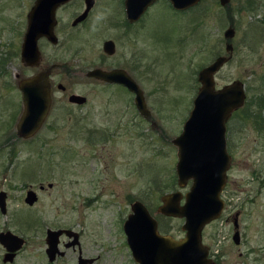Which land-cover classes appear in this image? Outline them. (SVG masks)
<instances>
[{
    "label": "rangeland",
    "instance_id": "obj_1",
    "mask_svg": "<svg viewBox=\"0 0 264 264\" xmlns=\"http://www.w3.org/2000/svg\"><path fill=\"white\" fill-rule=\"evenodd\" d=\"M34 1L0 0V189L8 192L0 231L16 233L26 243L11 262H2L0 244V264H76V249L61 245L64 255L47 262V227L80 232L82 256L92 257L91 264H137L122 228L134 200L158 218L160 233L183 236V220L159 215L156 208L164 192L184 194L190 185L177 186L172 139L181 132L200 86L197 71L226 55L230 42L231 58L214 73L216 87L237 79L244 83V103L264 98V0L224 5L199 0L176 12L156 0L128 30L121 23L122 0H94L87 20L76 27L71 21L84 5L71 0L56 9V43L39 38L40 60L27 66L19 49ZM230 26L234 34L227 40L223 33ZM106 38L115 41L110 56L101 47ZM51 62L48 114L32 137H19L15 124L23 104L18 81ZM114 66L137 82L146 117L135 108L132 92L85 76L93 67ZM70 93L84 95V103L68 102ZM231 114L232 160L221 196L226 216L241 212L242 235L235 244L231 220L223 217L203 227L202 243L212 251L221 249L219 264H264V181L260 192L257 187L264 176V125L242 119L240 109ZM29 188L37 195L32 205L23 200Z\"/></svg>",
    "mask_w": 264,
    "mask_h": 264
},
{
    "label": "water",
    "instance_id": "obj_2",
    "mask_svg": "<svg viewBox=\"0 0 264 264\" xmlns=\"http://www.w3.org/2000/svg\"><path fill=\"white\" fill-rule=\"evenodd\" d=\"M68 0H35L26 14L27 22L20 46V60L27 66L39 62L38 38L43 36L52 43L57 38L53 32L56 23L55 12L60 4ZM155 0H123L124 14L129 22H134ZM176 11H185L197 4L199 0H166ZM94 0H84L83 10L76 15L72 24L80 22L87 16ZM221 5L229 0H219ZM234 34L233 28L227 27L223 33L229 40ZM103 50L112 54L113 42L105 40ZM226 55L215 57L209 64L197 71L199 87L195 92L191 110L181 126V132L172 139L176 146V163L174 172L179 188L187 181L190 185L184 194L180 190L164 192L156 213L168 217L181 218L183 236L174 238L168 233H160L158 219L152 215L146 205L139 200L130 204V212L122 223L131 257L137 264H216L209 256L208 247L202 243L201 231L208 222L215 220L223 208L220 190L225 183L226 171L230 166L229 154L225 148V124L230 114L244 105L245 87L240 80L234 79L216 87L214 73L232 55L233 46L225 44ZM87 77L96 78L112 84H121L133 93L135 108L146 117L148 110L141 89L137 82L121 68L103 70L93 67L85 72ZM49 70L18 81V90L23 104L20 117L15 124L16 135L23 138L32 137L41 126L50 108L51 92L48 81ZM62 88V85H58ZM85 96L73 93L67 97L68 102L83 104ZM50 186V184H48ZM5 192L0 191V212L5 213ZM36 192L26 191L24 201L32 205ZM45 253L48 260L65 252L59 248V236L64 234L70 245H78V233L71 228L45 229ZM238 243V233L232 236ZM0 244L5 249V259H11L23 239L9 230L0 231ZM79 251V250H78ZM91 259L79 255L76 264H90Z\"/></svg>",
    "mask_w": 264,
    "mask_h": 264
},
{
    "label": "flooded vegetation",
    "instance_id": "obj_3",
    "mask_svg": "<svg viewBox=\"0 0 264 264\" xmlns=\"http://www.w3.org/2000/svg\"><path fill=\"white\" fill-rule=\"evenodd\" d=\"M71 0H68L66 3H63V4H60L58 7H64L65 5H67V4H69V2H70ZM84 1V0H83ZM164 1H166V0H164ZM156 2V0L154 1V3ZM167 2V4L170 6V4H169V2L168 1H166ZM153 3V4H154ZM153 4H151L150 6H148L145 10H144V12H143V14H141L136 20H134V22H129L128 20H127V18H126V15L124 14V3H123V0H122V7H123V9H122V14L124 15V18H123V20H121V23L124 25V27H126L125 28V30H128V28H134V25H136V23H138L142 18H144V16L146 15V11L148 10V8L149 7H151ZM83 5H84V3H83ZM93 5H94V2H93ZM93 5H92V7H93ZM85 6V5H84ZM92 7L90 8V10L92 9ZM171 7V6H170ZM84 8V7H83ZM83 8H82V10H83ZM172 8V7H171ZM81 10V11H82ZM90 10L88 11V13H87V16L84 18V19H82V20H80V22H77L76 24H72V21H73V19L76 17V15H78L79 13H76L75 15H74V18L72 19V21H71V26H73V27H76V26H79L81 23H83L84 21H86L87 20V18H88V16H89V13H90ZM80 11V12H81ZM172 11H174V12H176L173 8H172ZM56 26V23H55V25L53 26V32H54V27ZM25 32V31H24ZM24 34V33H23ZM23 37V36H22ZM39 38H44L45 39V37H43V36H41V37H39ZM38 38V42L40 41V39ZM105 40H111L112 42H113V46H114V50H115V41H114V39L112 40V39H110V38H106V39H104L103 41H102V44H103V42L105 41ZM38 42H37V46H38ZM22 43V42H21ZM102 44H101V47H102ZM20 46H21V44H20ZM38 50H39V48H38ZM19 51H21L20 49H19ZM102 51H103V53L104 54H106V55H108V56H110V54H108V53H106L104 50H103V47H102ZM40 57H41V51H40ZM39 60H40V58H39ZM115 68H121V67H117V66H114ZM114 67H104V68H102V67H98V68H101V69H105V70H110V69H114ZM53 68H55V63H53V62H51L50 64H47V65H44V66H42V67H39V72H40V70H49V76H48V81H49V83H50V92L52 91V85H53V83H54V81H52L51 80V75H52V69ZM121 69H123V68H121ZM124 70V69H123ZM124 71H126V70H124ZM39 72H37V73H39ZM127 72V71H126ZM128 74V73H127ZM34 75V74H33ZM129 75V74H128ZM86 76V75H85ZM87 77V76H86ZM131 77V76H130ZM26 78V77H25ZM88 78H91V77H88ZM94 78V77H93ZM92 78V79H93ZM94 79H96V78H94ZM101 81V80H100ZM102 82H105V81H102ZM105 83H107V84H112V83H108V82H105ZM117 84V83H116ZM58 85L59 84H57L56 86L58 87ZM61 85V84H60ZM120 87H122L123 89H127V88H125L124 86H122L121 84H118ZM17 87H18V85H17ZM59 88V87H58ZM59 90H61V91H64L65 90V86H63L62 85V88H59ZM128 90V89H127ZM129 91V90H128ZM130 92V91H129ZM71 94H73V93H70V94H68V96L69 95H71ZM133 94V93H132ZM21 95H22V93H21ZM80 95V94H79ZM67 96V97H68ZM51 98H52V92H51ZM50 103H51V101H50ZM72 103V102H71ZM73 103H75V102H73ZM134 106H135V104H134ZM232 115V114H231ZM231 115H230V118H231ZM230 118L227 120V122H226V124H225V131H224V137H225V148H226V150H227V152H228V154H229V159H230V164H231V160H232V158H231V154H230V152H229V150H230V148H229V146H231V141H230V131H231V129L233 128V127H231V126H228L227 125V123H228V121L230 120ZM258 125V124H257ZM230 167V166H229ZM228 171V170H227ZM227 171H226V177H225V180H226V178H227ZM264 176H262V177H258V191L260 192L261 191V187H263V181H264V178H263ZM226 184H227V180L225 181V183H224V185L222 186V188H221V192H220V198L222 199V202H223V208L221 209V211L219 212L220 214L218 215V217L215 219V220H217V219H220V220H222V221H228V219L230 218V220H231V223H232V227H231V239H232V236L235 234V233H238V243H239V241H240V236L242 235V233H241V231H240V222H238V218H239V216H240V214H241V212L238 210V211H232V212H230L229 213V215H227V216H229V217H227L226 215H225V206H226V202L224 201V199L222 198V193H224V191L223 190H225V188H226ZM39 189H43L42 188V186L41 185H39V187H38ZM29 189H31V188H29ZM29 189H27V190H29ZM4 191L5 192V198H4V201H5V211H6V204H7V201H6V197H7V195H8V192H7V190H4V189H0V191ZM27 190H25V193H26V191ZM33 190V189H32ZM35 191V190H34ZM25 196V195H24ZM36 197H37V195H36ZM24 199V198H23ZM2 213V212H1ZM6 213V212H5ZM5 213H3V214H5ZM225 218L224 220L222 219V218ZM213 221V220H212ZM62 228V227H61ZM72 229V228H71ZM6 230V229H5ZM76 231V230H75ZM4 232V231H3ZM77 233H78V240H79V237H80V232H78V231H76ZM202 232V231H201ZM20 236V235H19ZM22 239H23V244H22V246L19 248V249H21L22 247H24V245L26 244L25 243V238L24 237H22V236H20ZM62 237H65V240H62ZM45 238V237H44ZM225 238V237H224ZM69 239H70V237H66L64 234H62V235H60L59 236V248H60V245L64 248V244L65 243H67V242H69ZM233 241V240H232ZM208 247V253H207V256H209L216 264H219V260L221 259V257L223 256L222 255V251H221V249L219 248V249H214L213 251L211 250V247L208 245L207 246ZM2 248H3V250H4V252H3V260H2V262H5V261H7V262H11L12 260H14L15 258H16V253L18 252V250H16V252H14L13 254V257L11 258V259H5L4 260V257H5V249H4V247L2 246ZM68 248H70L71 250H74V249H76V251L78 252V255H79V251H80V254H81V256H82V251H81V249H80V240H79V244L77 245H70ZM68 248H65V249H68ZM79 250V251H78ZM44 253H45V248H44ZM45 255H46V259H47V262H52L53 260H55L56 259V257L53 259V260H48V257H47V254L45 253ZM64 254H62V255H59V256H63ZM78 255H77V257H78ZM58 257V256H57ZM82 257H84V256H82ZM85 258H88V259H91L90 257H85ZM77 260V259H76ZM92 261V260H91ZM91 264V263H90Z\"/></svg>",
    "mask_w": 264,
    "mask_h": 264
},
{
    "label": "trees",
    "instance_id": "obj_4",
    "mask_svg": "<svg viewBox=\"0 0 264 264\" xmlns=\"http://www.w3.org/2000/svg\"><path fill=\"white\" fill-rule=\"evenodd\" d=\"M257 98H255V100H250L249 102L246 101L244 105L239 108L242 114L241 118L245 120L246 118L251 117L258 125L260 122H263L261 125H264V98L261 100H258ZM251 106L255 108V112L250 111ZM239 109L235 110L234 113L238 112Z\"/></svg>",
    "mask_w": 264,
    "mask_h": 264
}]
</instances>
